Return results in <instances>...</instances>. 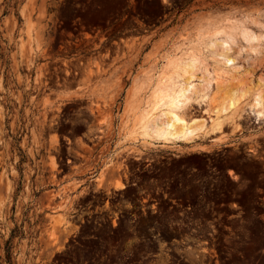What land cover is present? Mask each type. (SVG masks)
<instances>
[{
  "label": "rangeland",
  "instance_id": "1",
  "mask_svg": "<svg viewBox=\"0 0 264 264\" xmlns=\"http://www.w3.org/2000/svg\"><path fill=\"white\" fill-rule=\"evenodd\" d=\"M258 15L264 0H0V264H264V46L227 74L251 82L235 106L184 109L220 130L144 142L133 96L197 21L263 33Z\"/></svg>",
  "mask_w": 264,
  "mask_h": 264
},
{
  "label": "bare ground",
  "instance_id": "2",
  "mask_svg": "<svg viewBox=\"0 0 264 264\" xmlns=\"http://www.w3.org/2000/svg\"><path fill=\"white\" fill-rule=\"evenodd\" d=\"M251 21H261L264 27L260 15ZM247 22L221 16L197 21L185 38L165 55L159 73H146L135 80L133 96L140 104L138 135L141 140L179 143L192 140L200 132L221 129L218 122L207 131L204 122L186 119L183 111L193 102L207 101L218 107L216 111H224L250 92L251 82L246 76L236 72L227 77L228 72L235 69L241 52L249 47L251 52L258 54L264 46V32L257 33ZM240 39L246 46L239 47ZM214 81L217 90L211 97L209 91ZM263 86L259 84V92L254 98L261 113H264ZM117 187L123 189L124 185Z\"/></svg>",
  "mask_w": 264,
  "mask_h": 264
},
{
  "label": "flooded vegetation",
  "instance_id": "3",
  "mask_svg": "<svg viewBox=\"0 0 264 264\" xmlns=\"http://www.w3.org/2000/svg\"><path fill=\"white\" fill-rule=\"evenodd\" d=\"M117 204H120V203L118 202ZM119 225H120V223H117L116 220H111V221H110V227H111V228H117V227H119ZM94 230H96V228H94ZM112 234H113V233H111V235H112ZM89 238L94 239V240H97V239H98V237L95 236L94 234L91 235ZM109 246H110V249H111L112 246H111V245H109ZM110 249L107 250V251H108V252H111Z\"/></svg>",
  "mask_w": 264,
  "mask_h": 264
}]
</instances>
